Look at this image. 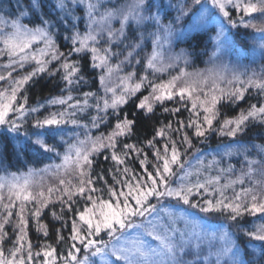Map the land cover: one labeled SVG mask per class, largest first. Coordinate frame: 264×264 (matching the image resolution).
<instances>
[{"label": "snow or ice", "instance_id": "1", "mask_svg": "<svg viewBox=\"0 0 264 264\" xmlns=\"http://www.w3.org/2000/svg\"><path fill=\"white\" fill-rule=\"evenodd\" d=\"M249 41L264 58V0H0V264H264V65L240 63ZM44 79L59 94L31 104ZM157 108L166 120L133 141ZM211 137L206 161L196 143Z\"/></svg>", "mask_w": 264, "mask_h": 264}, {"label": "trees", "instance_id": "2", "mask_svg": "<svg viewBox=\"0 0 264 264\" xmlns=\"http://www.w3.org/2000/svg\"><path fill=\"white\" fill-rule=\"evenodd\" d=\"M259 22V21H258ZM249 31H252V30H249ZM181 47H184V45H181ZM239 47L238 50H241V51H244V52H247L245 55H248L251 54V52L254 53V55H256V51L257 53L259 52L258 49H255L253 43L251 41L248 42V47L247 48H244V47H240L239 45L237 46ZM247 57L245 59H247ZM255 57V56H254ZM202 59H208L207 56H202L200 58V61H202ZM197 62H200L199 60H196ZM251 64L253 66H255V63H256V59L254 61H251ZM0 63H3V60H0ZM85 90H89V89H85ZM92 90H95L94 88ZM59 94V89L56 87V80H49V79H44V80H40L39 83L32 87L29 91V96H30V103L31 104H36L38 102L42 103L44 102L48 97L50 96H55V95H58ZM252 102H255V101H252ZM168 106H172L171 105V102H169ZM242 107L246 106L245 104H242L241 105ZM127 107H131V104ZM127 110V108H126ZM228 114V115H234L235 112L232 111L231 109H228V108H224L222 109V114ZM188 115L187 112H183L182 113V116L181 118H184ZM167 118V114H162L161 112V109L160 108H157V111H156V115L153 117L152 120H148V121H143L139 126H138V129H137V136L133 138V141L139 139L140 141H143L145 137L147 138H151V135L153 133V126L155 125L156 127H159V124H156V121L159 120V121H165ZM171 119H175V118H171ZM69 128H71V126H69ZM93 133L95 134L96 133V130H93ZM220 142V138L218 137H211L209 138V141L206 143V144H200V143H196V147L199 148L201 150V154L206 158V161L207 160H210L211 159V155L210 153L213 152V150L215 149V146L217 143ZM63 149H61L62 151ZM195 153V149L191 150L190 153H189V156L186 157V159H191L192 158V155ZM151 156H150V160H151ZM239 158L238 157H234L232 160H231V163H233L234 165H236L237 168L240 167V165L237 163V160ZM57 163L59 162V160L56 161ZM193 164H195V161L193 160L192 161ZM44 163H49L48 160H45ZM12 164H13V167H11L9 169V171H17L19 170L20 172H24V171H27V168L28 167H43L44 165L43 164H31V165H28V164H24V165H17L16 162L13 160L12 161ZM111 166V163L110 162H106L101 158H98L97 159V163L95 165V170L96 171H101L102 169L103 170H107L109 167ZM134 167H136V169L139 171V164H138V161H136L134 164H133ZM213 175L215 174V172L212 173ZM109 179V181L111 182V177H107ZM51 206L49 209H45V214L43 216V222L44 223H47L50 225V228H52L53 226L55 227H59V224L55 221H53L52 217H51ZM56 210L58 211L59 210V206L57 205L56 206ZM203 215V214H201ZM250 220L252 218H249ZM255 223H260L259 220H256ZM65 235H67V232H65ZM29 236L33 242V244H39L41 243L42 241L45 240V238L37 233L35 231V227H31L30 229V232H29ZM48 243H55V235H54V232L50 231V235L49 237L47 238V241ZM10 246V245H9Z\"/></svg>", "mask_w": 264, "mask_h": 264}, {"label": "rangeland", "instance_id": "3", "mask_svg": "<svg viewBox=\"0 0 264 264\" xmlns=\"http://www.w3.org/2000/svg\"><path fill=\"white\" fill-rule=\"evenodd\" d=\"M181 47V45H180ZM239 49V47H237V50ZM173 51H179V48H174ZM239 52V55H240V63L244 64V65H248V67L250 69H256L257 71L260 69L261 65H264V58H261L260 56V53L256 51V55H254L253 52H251V54L248 55H245L247 52H244V51H241V50H238ZM255 56V57H254ZM247 57V59H245ZM256 59V63H255V66H253L250 62L251 61H254ZM208 59H202V61H199L200 62H197L195 61L190 67H189V71H192L194 69H204L206 67H210V65H208L206 62H207ZM225 60H231L232 62H235L236 61V56L235 55H232V54H229L228 56L225 57ZM130 69L126 68L125 71H128ZM171 72V74H175L176 71H178V69H171L169 70ZM168 75L169 73H164L162 74V78L163 79H167L168 78ZM146 94V93H145Z\"/></svg>", "mask_w": 264, "mask_h": 264}]
</instances>
